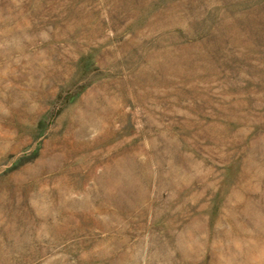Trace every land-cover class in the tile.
I'll list each match as a JSON object with an SVG mask.
<instances>
[{
    "label": "rangeland",
    "instance_id": "rangeland-1",
    "mask_svg": "<svg viewBox=\"0 0 264 264\" xmlns=\"http://www.w3.org/2000/svg\"><path fill=\"white\" fill-rule=\"evenodd\" d=\"M0 264H264V0H0Z\"/></svg>",
    "mask_w": 264,
    "mask_h": 264
}]
</instances>
